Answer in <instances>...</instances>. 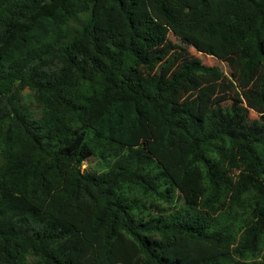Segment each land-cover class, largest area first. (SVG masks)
I'll list each match as a JSON object with an SVG mask.
<instances>
[{"label": "trees", "instance_id": "16d2710c", "mask_svg": "<svg viewBox=\"0 0 264 264\" xmlns=\"http://www.w3.org/2000/svg\"><path fill=\"white\" fill-rule=\"evenodd\" d=\"M0 257L264 264V0H0Z\"/></svg>", "mask_w": 264, "mask_h": 264}, {"label": "rangeland", "instance_id": "374dc122", "mask_svg": "<svg viewBox=\"0 0 264 264\" xmlns=\"http://www.w3.org/2000/svg\"><path fill=\"white\" fill-rule=\"evenodd\" d=\"M191 53L195 57L201 59L205 65L211 66V67L212 66L219 67L224 71V73L226 75L231 74V70L226 64L221 63V62L213 59L212 57L199 54L194 49H191ZM23 96L27 97L28 96L27 92H24ZM252 117H254V116H252ZM89 164L94 166L97 163L94 159H91V160H89V163L87 165H89ZM229 177H230V182H231L230 188H232L233 190L235 188V185L243 178L242 172L236 171V170L231 171L229 174ZM203 192H204V187L202 185L198 184L189 175L188 177H186L183 180V182L179 186L177 194L181 197L182 201H184L188 204L194 205V204H198L200 202L202 195H203ZM3 263H4L3 258L0 257V264H3Z\"/></svg>", "mask_w": 264, "mask_h": 264}]
</instances>
